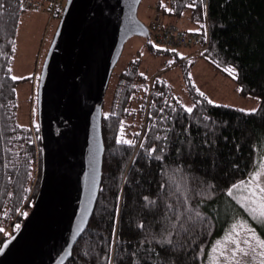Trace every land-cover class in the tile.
<instances>
[{"label": "trees", "instance_id": "16d2710c", "mask_svg": "<svg viewBox=\"0 0 264 264\" xmlns=\"http://www.w3.org/2000/svg\"><path fill=\"white\" fill-rule=\"evenodd\" d=\"M5 3L7 10L0 15V228L4 231L12 223L14 232L15 225L26 217L22 212L30 211L36 197L41 154L36 118L32 124L27 120L29 108L25 115L20 114L18 87L22 80L11 79L15 36L24 12L22 0ZM155 4L165 18L187 19L189 29L184 31L195 33L199 45L205 46L199 55L229 77L241 95L256 98L258 111L245 114L231 106L210 105L193 87V112L187 113L170 85L158 77L150 92L143 87L139 104L132 109L143 75L139 59L129 61L110 92L107 113L106 99L103 104L104 155L98 198L87 228L65 264H107L108 255L114 256L115 264H202L207 248L225 225L219 224L208 206L227 201V188L249 175L256 146L264 145V0H155ZM156 51L173 53L167 48ZM185 58L181 60L187 61ZM228 66L236 68L235 77L224 71ZM32 78L28 79L30 86ZM109 89L108 84L107 92ZM33 98L36 117V91ZM162 115L171 119L161 120ZM136 117L140 123L135 126ZM117 136L136 143L118 144ZM153 147L157 151L149 156ZM177 148L183 155L177 156ZM160 156L164 159H156ZM177 167L183 169L187 194L201 193L185 206L199 209L203 219L169 229L174 235L166 252L167 241L160 242L161 225L166 217L174 219L168 205L176 207L185 194L182 189L179 195H169L170 173ZM176 181L180 183L179 177ZM171 191L176 193L175 188ZM141 222L144 227H137ZM3 231L0 242L7 237H1Z\"/></svg>", "mask_w": 264, "mask_h": 264}, {"label": "water", "instance_id": "95a60500", "mask_svg": "<svg viewBox=\"0 0 264 264\" xmlns=\"http://www.w3.org/2000/svg\"><path fill=\"white\" fill-rule=\"evenodd\" d=\"M142 0H66L36 88L41 174L32 207L0 244V264H65L90 221L102 176V111L132 37L149 40Z\"/></svg>", "mask_w": 264, "mask_h": 264}, {"label": "rangeland", "instance_id": "374dc122", "mask_svg": "<svg viewBox=\"0 0 264 264\" xmlns=\"http://www.w3.org/2000/svg\"><path fill=\"white\" fill-rule=\"evenodd\" d=\"M138 18L145 24H149L150 21H154L155 19H160L165 25L174 27L173 29H175L176 33L184 31L186 28L189 29L186 18L174 20L163 17L156 7L155 0L141 1L138 8ZM58 21L59 18L50 20L45 11H28L25 9L18 23L11 73L12 76L15 75L19 80H22L18 87L19 105L23 107L20 114H22V116L25 115V111L29 108L27 120H29L31 124L32 122L34 123V118H36L34 117L33 111V99H35L33 96L36 91V78L34 77H36L37 71H40L41 64L53 38ZM149 43L151 42L144 38L132 37L124 45L120 59L110 77V89L108 92L106 90L104 113L109 111L107 102L108 99L110 100L111 98L109 97L110 92L118 83V75L126 64L133 59H139V73H144V75L142 77L143 80L137 83L138 89L131 104L132 109L137 108L143 87H146V91L150 92L155 77H158V79L170 85L173 94L184 107L193 106L191 88L194 87L193 89L195 91L199 89L200 92L204 93L207 99L216 101L218 105L231 106L239 110L251 109L254 107L258 108V101L256 98L248 95H241L236 84L229 77L219 72L199 55L204 49V45H193L176 49L173 53H165L156 51L157 47ZM183 56H186L185 59L187 61L181 60ZM32 76L33 83L30 86L28 79ZM27 99H29V103ZM23 119H25V116L22 120ZM139 123L140 121H137L136 117V119H134V125L136 126ZM262 159H264V145L261 148L256 146L254 165L251 172L259 169L258 161ZM248 176L243 180H247ZM262 180H264V173H262ZM226 196L228 197L226 202L219 204L213 203L207 208L211 213L214 212L220 225H225L207 248L202 264H208L207 251L211 248V245L217 239H222L225 233L231 230V224L234 222L232 217L243 218L246 216V213H244L243 209L238 204H236V206L232 205L231 202L236 203V201L232 197ZM252 226L257 228L258 231H261L257 223L253 222ZM12 230L13 227L11 223L9 227L5 228L2 232L1 237L7 236L6 238H8L16 231L13 232ZM1 243L2 242H0V244Z\"/></svg>", "mask_w": 264, "mask_h": 264}, {"label": "snow or ice", "instance_id": "6c2138e0", "mask_svg": "<svg viewBox=\"0 0 264 264\" xmlns=\"http://www.w3.org/2000/svg\"><path fill=\"white\" fill-rule=\"evenodd\" d=\"M20 6L23 7L22 4ZM11 7V3H8L7 8ZM6 10L5 0H0V15L4 14ZM156 47L159 48L161 46L156 45ZM13 51H15V48H13ZM172 51H175V49H172ZM2 54L3 53H0V55ZM224 71L235 77L237 70L234 66H228L224 69ZM141 75H144V73H141ZM11 79L16 80L18 77L13 75L11 76ZM197 92L201 97L204 96V93L200 92L199 89H197ZM207 103L210 105H215L216 101L208 99ZM184 110L187 113H192L193 107H185ZM160 111L163 113L164 109L161 108ZM172 111L175 112L176 109L173 108ZM240 111L245 114H250L256 113L258 109L254 107L251 109H240ZM160 119L166 120L171 119V117L162 115ZM205 119H207V117H205ZM121 131H123V123L121 124ZM116 139L118 144L123 142V144L131 146L136 143L135 140L122 138L120 136H117ZM157 139H160V137L157 136ZM164 139L167 141L168 137H164ZM28 143H31V141L29 140ZM141 147H143V145H141ZM155 151H157L155 147L149 149L148 155L152 156ZM159 151L164 152L165 149L160 148ZM176 153L177 156L183 155L181 148H177ZM156 159H164V157L160 156L156 157ZM258 164L259 169L253 170L249 174L247 180H240L231 184L227 188V195L236 201V203L243 209L244 213H246V216L243 218L232 217L234 222L231 224V230L227 231L222 239H217L207 251L208 264H264V180H262V173H264V159L258 161ZM30 175L31 173H29V176ZM177 177H179L180 183H177ZM170 179L171 185L169 186V195H179L183 189V169L177 167L176 169L172 170L170 173ZM191 179L196 180L197 178L191 177ZM171 188H175L176 193H173ZM183 190L185 191L183 199L177 200L176 207L172 206L171 204L168 205L170 216L174 219L169 220L166 217L164 224L161 225L162 234L160 242L163 244L165 241H167V246L163 249L166 252L170 250L169 246L172 244L170 237L174 235V232L170 231L169 229H180L184 226V224L194 220L203 219L202 213L199 209L192 208L191 206H185L188 204L190 199L196 195H201V193L193 192L192 196H190L187 194L186 189ZM145 200H148V198L145 197ZM149 203L152 202L149 201ZM177 208H179V213H177ZM17 211L20 210L17 209ZM22 215L27 216L28 212H22ZM253 222L259 225L261 231H258L257 228L252 226ZM19 227V224L15 225L16 229H19ZM137 227L143 228V222L138 224ZM0 231H3V229L0 228ZM112 231L113 234H115L116 230L114 226ZM0 251H3V248H0ZM105 260L107 261V264H115V258L112 255L106 256Z\"/></svg>", "mask_w": 264, "mask_h": 264}, {"label": "built area", "instance_id": "2783aa9c", "mask_svg": "<svg viewBox=\"0 0 264 264\" xmlns=\"http://www.w3.org/2000/svg\"><path fill=\"white\" fill-rule=\"evenodd\" d=\"M27 1V2H26ZM66 0H22L25 11H45L50 20L60 18ZM149 33V42L154 46L160 45L159 48L180 49L199 44V37L195 33L173 29L174 27L165 25L160 19L150 21L145 24ZM205 48V46H203Z\"/></svg>", "mask_w": 264, "mask_h": 264}]
</instances>
